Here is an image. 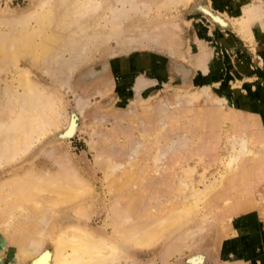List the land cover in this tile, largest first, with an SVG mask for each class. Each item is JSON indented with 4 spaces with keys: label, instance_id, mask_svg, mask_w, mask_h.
Listing matches in <instances>:
<instances>
[{
    "label": "rangeland",
    "instance_id": "374dc122",
    "mask_svg": "<svg viewBox=\"0 0 264 264\" xmlns=\"http://www.w3.org/2000/svg\"><path fill=\"white\" fill-rule=\"evenodd\" d=\"M238 3L236 14L230 0H0V32L17 20L60 38L57 55L0 68V119L18 113L17 74L27 69L65 120L0 168V181L33 167L88 182V200L76 205L90 203L89 212L78 221L109 242L115 209L143 231L211 182L192 218L121 262L264 264V0ZM238 139L250 150L229 169ZM5 216L0 264H31L15 255L31 239L13 242ZM194 256L203 261L189 263Z\"/></svg>",
    "mask_w": 264,
    "mask_h": 264
},
{
    "label": "bare ground",
    "instance_id": "6f19581e",
    "mask_svg": "<svg viewBox=\"0 0 264 264\" xmlns=\"http://www.w3.org/2000/svg\"><path fill=\"white\" fill-rule=\"evenodd\" d=\"M230 2L231 8L229 9L237 14L239 0H230ZM41 5H44V2ZM35 16L36 14L33 12V15L31 14L23 19L30 20ZM5 24L7 27L9 26V33L0 32V68L5 65L16 67L18 58L22 56H28L36 63L45 56L57 55L60 48V38L55 31L52 30L48 34H42V29L31 32L25 27L28 24H26V21H7ZM35 35L40 36L38 41H36ZM29 73V70L21 69L17 74L20 90L17 94L20 106L18 113L15 116L10 113V115L0 119V168L24 155L36 141H39L49 132L58 129L63 123L61 121H65H60L61 115H58L54 110V105L58 102L53 97L54 94L51 95L49 91H43L46 89L42 87V90L37 83H34ZM56 109L58 110V108ZM68 125L71 124L68 122ZM74 129L75 125L72 123L66 134H70ZM234 142L238 146V150L235 149L236 145H232L234 156L230 155L226 161L229 169L234 168L231 164L241 152L250 150L244 149L246 147L244 140L238 139ZM65 171L67 170L65 169ZM48 173L50 172L48 171ZM48 173H42L30 167L23 173L0 181V215L6 214L5 217L8 219L14 216L22 217L16 227L8 219L2 222V232L7 230L14 232L13 238H11L13 242L16 240L18 243H23L31 239L28 240L27 247L17 248V252H15V255L21 256L22 259L32 260L31 264H113L115 261L118 264H123L121 261L130 259H128L127 254L130 247H152L169 233L175 231L184 221L192 218L196 212L197 204L204 196V191L212 185L210 182L204 185V189L191 190V201H182L176 211L169 213L143 231L134 226L122 211H118L114 207L113 219L115 225L113 226L117 240L109 242L102 234L90 233L78 221V218L89 212L88 205L90 203H86L85 209L82 208L83 206L78 207L76 205L79 201L85 203V200H88L87 197L91 191L88 182H80L77 179L79 182L77 183V180L69 175V177L60 176L61 173L55 172L50 173V175L52 174L51 177ZM69 211L73 214L71 218L69 217ZM52 218L54 222L50 223ZM41 222L43 223L42 229L37 231L36 228L41 225ZM205 222L206 220L199 221L195 225L196 228L193 229L190 228L194 225L191 226L188 230L189 233L179 232L177 237L175 235V240L180 241L189 237L188 234H191V231L194 232L205 227ZM49 224L52 225L49 226ZM33 232L34 235H31ZM215 235L216 241H220L221 229L215 230ZM30 236L33 237L29 238ZM47 239L53 241L52 251L45 246ZM5 241L4 237L0 236V242L5 243ZM2 243H0V249H2ZM183 245L185 247L187 244L184 243ZM126 247L127 251L125 252ZM169 247L167 246V251H169ZM15 255L14 258H17ZM200 261H203L202 256H194L189 260V263Z\"/></svg>",
    "mask_w": 264,
    "mask_h": 264
}]
</instances>
